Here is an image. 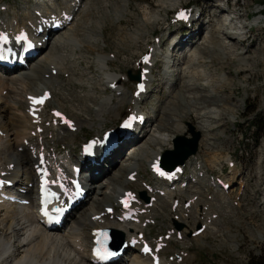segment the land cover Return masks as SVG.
<instances>
[{"label": "bare ground", "instance_id": "1", "mask_svg": "<svg viewBox=\"0 0 264 264\" xmlns=\"http://www.w3.org/2000/svg\"><path fill=\"white\" fill-rule=\"evenodd\" d=\"M48 1L35 9L41 10L44 14H50L65 8L74 14V18L63 30L55 33L45 42L42 52L40 51L41 53L38 54L27 69L9 74L0 72V130L2 133L0 134V169L8 171V177L15 179L19 186L26 185L27 192L25 195L28 199L32 197V188L27 185L32 182L33 165L37 160L32 157V151L29 146L24 144V141L26 139L30 140L31 145H33L30 133L31 130H35V125L31 123L25 111L26 99L19 96V86L27 85L30 82L33 85L31 94H38L44 88L51 91H61L62 84L58 75L62 72L64 74L69 73L67 72L69 70L68 67L66 65L63 66L62 62L68 58L75 57V50L82 49L84 45L90 46L92 48L90 50L99 52L101 50L100 43L105 40V37L102 36L101 22L96 24V30H89L87 25L80 20L82 14L96 8L95 3V6L88 7L90 3L98 0H80L79 4L73 3L72 0ZM116 1L110 5L113 8L112 12L115 15V20L119 23L127 15H131V13L127 14V8L130 6L131 0ZM181 2L182 0H158V9L160 10L155 11L149 20H141L139 31L132 36L122 37L121 41L137 45L143 43L145 49H148V39L154 38L151 31H154L156 26L161 25L162 27L164 26L165 31L169 30L168 26H165L166 16L159 14V11L177 8ZM6 6L9 9L11 8L9 5ZM29 7H23V14L32 18L34 17V9L31 10ZM119 7L121 8L120 10L118 9ZM229 7L226 8L221 4L211 5L209 9L212 12V16L210 15L202 24L199 23L200 31L203 27L206 30L198 41H192V47L189 51L182 53L187 47L185 42L192 39V37H189L188 40L182 38V36L177 38L170 51V44L165 50H162L157 44H153L155 46L154 61L161 64V69L159 74H154L155 63L150 67L152 72L147 75L146 82L148 89L145 94H141L138 98L123 89L121 85H117L114 90L109 89L107 91V84L115 80L118 83L119 76L109 70L110 62L112 61L109 55L98 53L96 59L97 68L102 70L101 72L104 76H100L98 80L90 77L89 80L81 81V83H90L93 90L87 91L88 93L84 96L87 104L84 105L82 111L77 115L73 113L75 116H72V118L76 122L77 130L85 125L92 126L95 120H98L100 127H102L101 123L105 114L115 113L116 110L119 112L130 101L136 102L135 110H137L141 109L140 103L142 100H149L152 106H149V113L144 114L148 119L140 131L135 133V138H138V140L127 148L125 152L128 153L125 155L121 154V156L119 151L117 152L119 154L118 157H115L116 159H108L98 167L101 175L107 181V186L95 176L92 179L94 188L88 193L87 201L80 204L69 216L70 218L66 225L61 227L63 228L62 230H45L37 221L32 200L30 204L25 206L13 203L0 205V210L4 212L0 217V264H92L85 252L87 244L86 229L90 231L101 224L125 231L132 230L133 233H136L137 228L144 230L140 224L127 225L117 223L111 219L96 220L92 217L94 214L103 211L105 206L112 205L117 193L133 188L134 183L137 185L140 182L143 177L140 171L146 162L151 163L154 158L173 148L172 139L177 134H186L185 119L190 116L195 119V123L192 125L194 130L200 134L198 145H200L203 136L208 150H214L216 154L210 158V164L208 165L199 157L200 149L191 155L183 163L184 168L190 178L200 172L204 174L203 177H199L194 183H189L185 188H179L174 191L169 190L167 196H158L157 202L152 206L151 211H154L160 205L166 204L168 197H172L175 193L183 195L187 200L196 196L197 198L192 203L197 201L198 204L201 201H205L208 196L205 188L208 186L210 177L208 169H220L222 167L221 157L219 153L217 154L219 152L217 143L221 141V137L226 136L227 131H229V124H235L236 112L241 103V100L237 102L233 100V93L229 96L222 94L224 93V87L232 86L234 80L225 75L220 78H212L210 74L213 69L212 63L215 61L221 63L232 59L238 61L243 67H249V56L246 55L247 51L245 49H243L245 51L237 53L236 59H233L231 55L232 48L235 49L237 46L244 45L242 42H246L248 34L245 32V27L240 25L236 18L229 13ZM13 12V16L9 20H7L9 16L4 15V21L24 23V17L17 15L15 11ZM201 12L200 10H193V24L200 22L202 18ZM218 13H225L226 15L220 18ZM262 22H264V15L258 12V16L254 18L251 26L255 24L260 27ZM78 27L84 33L81 36L76 34ZM199 34L196 33L193 36L196 37ZM164 41H166V37L160 40V43L163 44ZM68 49H72V51L67 53ZM256 50H259V47ZM182 60L184 61L182 66L177 68V63L175 64V62H181ZM52 69L57 70L56 75L52 73ZM238 83L243 85L242 81ZM152 85L157 88L154 92L150 90L153 87ZM97 87L101 89L102 93L100 95L96 93ZM160 88L162 89L160 90ZM163 89L165 92L162 91ZM3 91L10 94L6 93L7 95L3 97ZM20 105H22L23 109L20 108ZM142 111L141 113L143 114L144 109ZM60 131H63L62 134H60ZM60 131L59 137H65L70 134L66 127L60 128ZM48 141L45 140V142ZM229 161H232L230 156L226 158V162ZM10 163L14 165L13 168L8 167ZM197 166H200V168H197ZM133 171L137 172L138 180L131 183L127 181L126 177ZM226 180L231 185L238 182L242 184L244 183V176L236 167H233L231 176ZM138 187H140V190L145 191L141 185ZM104 189H110V191L105 192ZM216 192L219 191L216 190ZM146 194L149 197L155 195L154 193ZM217 199L218 197H213L212 201L216 202L214 208L221 209V200ZM184 201L176 207L179 210L175 212L184 214ZM197 204H195V208ZM169 208L174 212L170 206ZM249 209H253V206H250ZM212 214H209L207 220H205V224L207 226L210 225L208 229L211 234L217 231L219 222L218 219L214 220L212 218ZM196 216L194 214L192 217L194 224L189 225V228L184 233L195 229L194 226L199 223L196 221ZM188 220H191V218L186 213L182 221L184 224H188ZM260 236L262 238L259 233L258 237ZM144 262V259L135 250H132L128 256L114 264H140ZM164 264H167V262Z\"/></svg>", "mask_w": 264, "mask_h": 264}, {"label": "rangeland", "instance_id": "2", "mask_svg": "<svg viewBox=\"0 0 264 264\" xmlns=\"http://www.w3.org/2000/svg\"><path fill=\"white\" fill-rule=\"evenodd\" d=\"M186 1L189 2V6L200 7L193 8V10L202 11V9H204V15L200 19V22L193 24V29L189 30L185 28L184 30H181L182 34L179 37L182 36V38L187 40L189 37H192V39H189V41L185 42V46L187 45V47L182 53L191 49L192 41H198L199 37H202L206 29L203 27L200 31L199 23L202 24L205 19H207L210 15L212 16V12L209 9L212 4H220L219 2H221V0H182V2ZM237 1L239 12L241 13L242 17L240 18L238 12H236L237 9L235 10L234 6L231 8L229 7L230 10L228 9V11L236 18L240 25L245 27V32L248 34V36L246 42H242L244 45L237 46L235 48L236 51H234L235 49L232 48L231 55L233 59H236L237 53L246 50V55L249 56V67H243L238 63V61L232 59H228L221 63L217 61L212 63L213 69L210 71L212 78H220L221 76L225 75L226 77L233 78L234 80V84L230 87H224V93H221L225 96H229L231 93H233V100L236 102L241 100V103L236 112L235 124H229V131H227L226 136L221 137V141L217 143L219 150L217 154L219 153L221 157L222 167L220 169L209 168L208 170L210 171V174L220 173V176L223 174L226 175V179H229L232 169L224 171V168L226 167V158L231 155L232 160L236 164V168L244 176V183H235L234 186H232L233 189L231 188L224 192L221 190L216 192V190L213 191L209 186L206 187V194H208V196L205 201H201L198 204L197 201L191 203V205L188 207L189 209H185L183 206L184 214L181 212H175L179 210L178 208L174 209V212H172L169 208V206L171 207V204L169 205L168 201H166V204H164L165 206L160 205L153 211L155 224L153 226H149L147 232L150 234L154 233V235L163 233L170 225L171 227H174L173 225L175 221H177V224L182 226L181 230L183 229V232H185L186 229L189 228V225L191 226L194 224L192 221L194 214L195 216L197 215L195 217L196 221L201 224L205 223V220H207L209 214L214 213V215H217V218L214 220L218 219L219 222L217 224V231H215V233L211 234L209 229L206 228L204 232L202 231L195 237L187 235L183 240H178L173 237V240L170 241L168 248L166 249L167 259L170 261V255H173L176 251L188 253L186 257L184 256L181 262H177L176 264H258L257 258L264 254V23L262 22L260 24L261 27H249L246 24L248 23L251 25L254 18L258 16L257 10L264 8V0ZM92 2L93 3H90V6L88 7H93L96 5V8L91 9L88 12L86 11V13H84L85 15H81L80 20L83 21L85 25H87L89 30H96V24L99 22L102 23V36L105 37V40L100 43L101 50L99 52L108 55L110 53L111 56L113 54L115 55V57L110 56V58L113 59L110 62L109 70L114 73H121L120 76L127 79V82L122 80L120 83L122 88L126 89L127 91H132L134 81L130 80L128 77V71H130L132 74L135 73L134 64L136 63L138 56L146 49L143 43H139L137 45L130 42H122L121 39L122 37L124 38L128 35L132 36L136 34L139 31V26L141 24L140 21L149 20L152 18L155 11L160 10L158 9V0H131L130 6L127 8V14L131 13V15H127L125 19L119 23L115 20V15L112 12L113 8L111 6L112 2H117L116 0H98ZM232 2H234V0H232ZM31 3L32 0H0V4H6L13 8L12 11H8L9 14L12 13V16L14 13L13 11H15L17 15H23V7H31ZM21 5H24L20 7L22 10L19 8ZM118 9L120 10L121 8L119 7ZM171 9L168 8L166 10H161L159 11V14L167 16V14L171 13ZM261 12L264 15V11ZM218 15L221 18V16L226 14L218 13ZM28 16L29 15H27V17ZM29 17L28 19H30ZM77 29L78 30H76V34L81 36L83 30L80 29V27ZM186 32H188L187 35H184ZM151 33L154 36H159L160 40H162L165 38L168 32L165 31L164 26L162 27L159 25L156 26V29L151 31ZM196 33L200 34L199 36L194 37L193 35ZM148 41L152 42L153 39L149 38ZM165 42L166 41H164V43ZM153 44L155 43L148 42L147 47L149 48ZM235 44H237V42H235ZM258 47L259 50H256ZM90 49H92L90 46L87 47V45H84L82 49H78V51L75 50V57L68 58L62 62L63 66L66 65V67L69 69H66L67 72H69L67 74L68 79L62 75L63 72L58 76L62 84V88L61 91H52L53 98L51 99V102L48 106L49 108L60 107L72 117L79 114V112L82 111L84 105L87 104L84 96L90 90H93V87L90 83H81V81L89 80L90 77L98 80L100 76H104L101 72L102 70L97 68L96 64V59L99 52ZM69 50L70 49L67 50V53L72 51V49L70 51ZM183 62V60L181 62H175V64L177 63V68H180ZM157 65L158 66L154 68V74H159L161 69V64L159 62ZM239 81H242L243 85H240L238 83ZM136 82L137 81H135V83ZM152 86L155 88L152 87L150 89L151 92L157 90L155 85ZM32 89L33 85L30 82H28L27 85L19 86V96L23 99H26V95L33 92ZM161 89L162 88H160V90ZM162 91L165 92L164 89ZM6 93L10 94L9 92L5 91L4 94L2 93L3 97L7 95ZM96 93H99L98 95H100L102 93L101 89L97 87ZM130 93L132 94V92ZM148 102L149 100L142 103V106L144 107L143 114L149 113V108L152 106V103ZM130 103L135 105L136 109V102L134 103L133 101H130ZM125 106H123L119 112L116 110L115 113L105 114L101 123L102 127L114 125L117 119L131 108H126ZM75 107L79 108L76 109ZM20 108L23 109L22 105H20ZM250 108L253 110H248ZM185 122L187 130L186 134L177 135H187L190 137V133H187V126L188 124L194 125L195 119L190 116L185 119ZM62 127L65 126H60L57 132V129L55 130V134H58V136L56 135L58 140L56 141L55 137L51 138L50 135L48 137L51 138L49 141H54L55 143L53 142V145H65L70 149L76 147L86 137L94 135L101 130L99 121L95 120L92 126L85 125L78 131L70 132V134L66 135L65 137L59 138V131ZM62 132L63 131H60V134H62ZM49 133L52 132L50 131ZM177 135H175L174 138H176ZM254 139H258V142L255 143ZM136 140H138V138ZM198 148L200 149L199 157L201 160L207 165L210 164V158L216 153L214 150H208L206 140L203 136ZM119 151L120 155H125L128 153L123 149H118L111 156L110 160L116 159L115 157H118L119 154L117 152ZM146 168L147 162L142 166L140 171L141 175H144V178L148 176ZM222 171L224 172L222 173ZM96 178L101 180V182L107 186V181L104 179L101 173L97 175ZM139 185V183L137 185L134 183L133 187L136 190H139ZM104 191L109 192L110 189H104ZM146 193L151 194L148 191ZM213 197H218L217 200H221V209L214 208L216 202L212 201ZM182 198L183 201H188L183 195ZM229 201L232 203V205H230ZM195 204H197V209L195 208ZM250 206H253V209H249ZM169 211L173 214H179L181 220H175V217L178 219V216L169 214ZM3 213L4 212L0 210V217L3 215ZM186 213H188L189 217L191 218V220H188V224H184L182 221ZM194 230H196V225ZM259 233L262 235V238L261 236L258 237ZM85 235L87 238L88 229L85 230ZM87 255L89 256V254Z\"/></svg>", "mask_w": 264, "mask_h": 264}, {"label": "water", "instance_id": "3", "mask_svg": "<svg viewBox=\"0 0 264 264\" xmlns=\"http://www.w3.org/2000/svg\"><path fill=\"white\" fill-rule=\"evenodd\" d=\"M192 138L187 139L184 136H178L175 140V149L167 152L164 156L162 164L166 166L169 162L172 166L182 164L188 156L196 152L199 133L195 132L192 126H189Z\"/></svg>", "mask_w": 264, "mask_h": 264}, {"label": "snow or ice", "instance_id": "4", "mask_svg": "<svg viewBox=\"0 0 264 264\" xmlns=\"http://www.w3.org/2000/svg\"><path fill=\"white\" fill-rule=\"evenodd\" d=\"M181 16L183 17V18H187L185 15H184V13H181ZM27 39V37L26 36H18L17 37V41L19 42L20 40H26ZM8 41V37L6 36V35H3V34H0V42H7ZM29 47H31V44L29 43V45H28ZM145 60H146V62H147V58H145ZM143 88V86L141 85V89ZM36 103H42L43 101L42 100H36L35 101ZM56 115H60L59 113H57ZM0 183H2V182H0ZM108 255H111L112 253H107Z\"/></svg>", "mask_w": 264, "mask_h": 264}, {"label": "trees", "instance_id": "5", "mask_svg": "<svg viewBox=\"0 0 264 264\" xmlns=\"http://www.w3.org/2000/svg\"><path fill=\"white\" fill-rule=\"evenodd\" d=\"M248 110H253V109H248ZM255 124H256V121H255ZM258 125V124H257ZM257 263L259 264H264V254L261 255L260 257L257 258Z\"/></svg>", "mask_w": 264, "mask_h": 264}]
</instances>
